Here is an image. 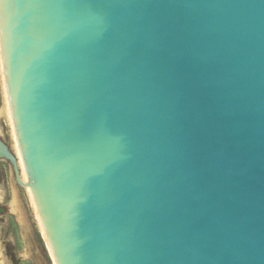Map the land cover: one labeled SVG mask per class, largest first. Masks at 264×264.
Masks as SVG:
<instances>
[{
	"label": "water",
	"instance_id": "water-1",
	"mask_svg": "<svg viewBox=\"0 0 264 264\" xmlns=\"http://www.w3.org/2000/svg\"><path fill=\"white\" fill-rule=\"evenodd\" d=\"M0 50L56 264H264V0H0Z\"/></svg>",
	"mask_w": 264,
	"mask_h": 264
},
{
	"label": "rangeland",
	"instance_id": "rangeland-1",
	"mask_svg": "<svg viewBox=\"0 0 264 264\" xmlns=\"http://www.w3.org/2000/svg\"><path fill=\"white\" fill-rule=\"evenodd\" d=\"M3 98L0 73V109ZM0 139L17 161L7 116L0 121ZM19 172L18 164L16 174L8 161L0 160V264H53Z\"/></svg>",
	"mask_w": 264,
	"mask_h": 264
},
{
	"label": "bare ground",
	"instance_id": "bare-ground-1",
	"mask_svg": "<svg viewBox=\"0 0 264 264\" xmlns=\"http://www.w3.org/2000/svg\"><path fill=\"white\" fill-rule=\"evenodd\" d=\"M0 73H1L3 97H4L3 98L4 99L3 100V107L0 109V121L5 116H7L8 120H9V123H10V126H11L12 137H13V140L15 142V154L17 156V164H18L19 170H20V172H19L20 179H21V182H23V184L25 185V187L27 189V193H28V196H29V199H30V202H31V205H32V208H33V211H34V214H35V217H36V220H37V223H38L41 235H42V238H43V240H44V242H45V244L47 246V250H48V253H49L50 257H51L52 263L56 264L54 256H53L51 248H50V245H49V242H48V239L46 237L44 228L42 226V222L40 220L38 211L36 209V205H35V202H34V199H33V196H32V192H31V189H30V186H29L28 178H27L24 166H23L22 158H21V155H20V151H19V148H18L17 141H16V136H15V132H14V126H13L12 116H11V110H10V106H9L8 95H7V90H6L5 80H4V72H3V66H2L1 50H0ZM14 204H15V198L13 199V202H12L13 206H14Z\"/></svg>",
	"mask_w": 264,
	"mask_h": 264
},
{
	"label": "flooded vegetation",
	"instance_id": "flooded-vegetation-1",
	"mask_svg": "<svg viewBox=\"0 0 264 264\" xmlns=\"http://www.w3.org/2000/svg\"><path fill=\"white\" fill-rule=\"evenodd\" d=\"M2 209H0V211H1Z\"/></svg>",
	"mask_w": 264,
	"mask_h": 264
}]
</instances>
